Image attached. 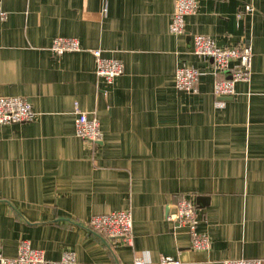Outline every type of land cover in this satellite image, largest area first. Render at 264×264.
Returning <instances> with one entry per match:
<instances>
[{"label":"crops","instance_id":"crops-1","mask_svg":"<svg viewBox=\"0 0 264 264\" xmlns=\"http://www.w3.org/2000/svg\"><path fill=\"white\" fill-rule=\"evenodd\" d=\"M174 1L2 0L0 96L35 112L0 126L4 257L26 240L53 261L72 251L92 264H264V0H196L180 36L168 31ZM198 34L220 47L250 44L251 78L233 97L213 95L212 62L191 51ZM57 37L79 39L82 50L52 57ZM95 49L124 62L111 84L94 73ZM182 64L202 73L197 94L174 88ZM74 103L98 119L97 145L76 137ZM180 197L195 205L208 250H192L187 230L167 220ZM116 210L132 213L131 247L86 227Z\"/></svg>","mask_w":264,"mask_h":264},{"label":"built area","instance_id":"built-area-1","mask_svg":"<svg viewBox=\"0 0 264 264\" xmlns=\"http://www.w3.org/2000/svg\"><path fill=\"white\" fill-rule=\"evenodd\" d=\"M174 10L170 15L168 31L170 34L180 36L184 33L185 17L195 15L198 11L199 1L175 0ZM105 11V10H104ZM252 6H246L244 12L250 13ZM242 13L240 12L238 16ZM8 13L3 9L0 0V21L7 19ZM79 39L71 37L54 38L49 46L52 57L59 58L64 53H77L81 51ZM192 53L198 58L212 62L213 95L217 98H230L235 95V84L249 82L252 74L251 46L244 42L239 46L220 47L210 36L198 34L192 39ZM95 59L96 76L105 83L111 84L113 80L124 74V62L115 58H105L99 49L92 51ZM174 88L179 92L197 94L198 82L202 74L200 70L182 64L175 70ZM217 107H223L222 101H217ZM76 114L74 121L75 135L82 141L90 144L100 143L102 132L99 121L78 108L77 103L73 106ZM35 112L29 102L21 97L0 96V126L10 124H24L33 121ZM175 212L168 215L167 220L174 227L184 228L189 236V245L194 251L208 250L211 246L207 234L197 230L198 214L195 205L186 197H180L174 204ZM88 230L102 236L112 244L120 243L124 246H132V213L129 210H116L114 212L99 214L91 217L86 223ZM0 264H92L78 262L72 251H65L59 260H47L42 250L31 247L26 240H20L17 245V254L13 258L3 256L0 249ZM117 264H181L174 257H160L157 261H149L144 258H135L130 263ZM221 264H263L262 260H225Z\"/></svg>","mask_w":264,"mask_h":264}]
</instances>
